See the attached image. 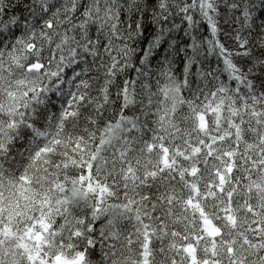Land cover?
Instances as JSON below:
<instances>
[{"label":"clouds","instance_id":"clouds-1","mask_svg":"<svg viewBox=\"0 0 264 264\" xmlns=\"http://www.w3.org/2000/svg\"><path fill=\"white\" fill-rule=\"evenodd\" d=\"M0 192V264H264V0H0Z\"/></svg>","mask_w":264,"mask_h":264},{"label":"snow or ice","instance_id":"snow-or-ice-1","mask_svg":"<svg viewBox=\"0 0 264 264\" xmlns=\"http://www.w3.org/2000/svg\"><path fill=\"white\" fill-rule=\"evenodd\" d=\"M21 180H27V177L23 176V177H21ZM17 191L20 192L21 194H23L25 192L30 191V189H26V188L23 187V185H19V186H17ZM2 198H3V193L0 192V200H2ZM204 264H207V261H205ZM234 264H239V262H234Z\"/></svg>","mask_w":264,"mask_h":264},{"label":"trees","instance_id":"trees-1","mask_svg":"<svg viewBox=\"0 0 264 264\" xmlns=\"http://www.w3.org/2000/svg\"><path fill=\"white\" fill-rule=\"evenodd\" d=\"M215 259V258H214Z\"/></svg>","mask_w":264,"mask_h":264}]
</instances>
